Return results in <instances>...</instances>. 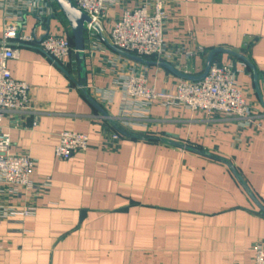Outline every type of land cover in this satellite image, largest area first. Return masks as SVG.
<instances>
[{"label":"crops","instance_id":"1","mask_svg":"<svg viewBox=\"0 0 264 264\" xmlns=\"http://www.w3.org/2000/svg\"><path fill=\"white\" fill-rule=\"evenodd\" d=\"M136 1L110 10L103 33L84 27L78 51L55 0H0V52L7 24L34 38L11 42L7 66L29 103L2 126L10 152L35 160V188L8 202L35 213L0 222V264H252L264 246V0H166L167 45L201 48L166 62L173 71L111 45ZM46 34L71 43L60 63L37 45ZM211 52V65L233 66L248 120L145 104L117 84L138 74L172 92L181 75L205 72ZM64 131L86 134L88 149L58 159Z\"/></svg>","mask_w":264,"mask_h":264},{"label":"built area","instance_id":"2","mask_svg":"<svg viewBox=\"0 0 264 264\" xmlns=\"http://www.w3.org/2000/svg\"><path fill=\"white\" fill-rule=\"evenodd\" d=\"M37 0H32L34 3ZM77 9L89 18L84 23L87 31L103 33L108 12L115 9L121 0H71ZM166 0H137L134 7H124L115 20L110 33L111 45L125 53L139 58H153L158 62H170L179 55L186 60L192 59L201 48L179 52L170 48L165 40V24L168 14ZM31 43L34 38L19 33L15 23L5 26L3 44L0 52V222L15 217L32 216L34 207H15L8 202L24 198V192L34 189L31 175L35 169V160L28 154H12L11 139L3 130L5 114L13 110H22L29 103V87L15 80L7 62L17 56V50L11 42ZM39 49L60 63L71 53V43L59 35L46 34L38 41ZM125 97L141 100L145 104L159 103L167 109H184L193 113H205L208 116L226 118H250V110L243 90L239 87L232 65L212 64L207 75L199 81L183 80L174 91H157L148 85L143 75L131 74L123 82H117ZM250 122V121H248ZM118 134L112 136L117 139ZM89 147L86 134L64 131L59 135L55 147V156L61 160L70 159L77 153L85 152ZM252 264H264V246L257 244L253 248Z\"/></svg>","mask_w":264,"mask_h":264},{"label":"water","instance_id":"3","mask_svg":"<svg viewBox=\"0 0 264 264\" xmlns=\"http://www.w3.org/2000/svg\"><path fill=\"white\" fill-rule=\"evenodd\" d=\"M55 1L71 25L73 35H74V41H75L76 49L78 51L82 50V48H83V35H84V23L89 22V18L87 17L86 14H84L82 11L77 9L71 0H55ZM116 51L118 53L125 55L129 58H132L136 61L145 62L142 58H139V57L133 56L131 54L125 53L121 50L116 49ZM214 53L215 52H211V54L209 55L206 70L201 76H199V77H190V76H185V75H181V76L187 80H190V81L202 80L208 73V70L211 66V61H212V57H213ZM160 66H163V67L168 68V69L173 71V68L169 64H167L166 62H161ZM261 209L264 212V209L262 207H261Z\"/></svg>","mask_w":264,"mask_h":264}]
</instances>
